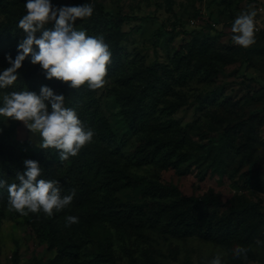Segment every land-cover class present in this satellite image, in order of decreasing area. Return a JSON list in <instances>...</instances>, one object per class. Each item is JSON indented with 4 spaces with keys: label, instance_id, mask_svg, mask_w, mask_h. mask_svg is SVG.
Instances as JSON below:
<instances>
[{
    "label": "rangeland",
    "instance_id": "obj_1",
    "mask_svg": "<svg viewBox=\"0 0 264 264\" xmlns=\"http://www.w3.org/2000/svg\"><path fill=\"white\" fill-rule=\"evenodd\" d=\"M26 2L0 0V68L10 66L5 54L17 55L23 32L15 21L25 14ZM51 3H91L103 16L78 19L76 27L89 36L103 35L109 45L106 84L101 90L66 84L71 98L64 103L73 105L87 126L94 108L102 113V129L112 134L103 143V156L115 157V165L126 171L110 177L104 189L121 214L82 220V209L90 204H70L52 218L21 216L0 202V264H208L217 253L224 264H264V247L255 245L256 239L264 241V0ZM250 5L258 30L255 44L244 49L232 44L230 29ZM20 69L35 76L32 90L39 93L46 85L58 94L60 81L46 79L30 58ZM17 86L0 90V100L20 91ZM10 127L18 149H40V138L22 122L0 117V131ZM156 188L176 193L160 196L153 193ZM180 195L213 196L223 204L209 208V232L201 205L192 208V233L166 231L165 225L191 209V202L171 205ZM230 205L240 211L238 234L216 221L232 211ZM251 205L253 211L245 210ZM68 215L79 222L64 227ZM68 240L70 253H60ZM237 244L251 249L247 260L232 258L230 249Z\"/></svg>",
    "mask_w": 264,
    "mask_h": 264
},
{
    "label": "clouds",
    "instance_id": "obj_2",
    "mask_svg": "<svg viewBox=\"0 0 264 264\" xmlns=\"http://www.w3.org/2000/svg\"><path fill=\"white\" fill-rule=\"evenodd\" d=\"M24 8L25 14L17 24L23 36L18 42L15 58L5 54L10 66L0 71V89L9 88L18 80V69L28 58L32 65L40 66L46 79L55 78L73 90L82 87L103 89L112 62L110 47L103 35L89 36L85 30L76 27L78 19L93 15L94 4L56 6L51 0H27ZM256 15L255 8L250 5L235 17L230 29L232 44L244 49L255 44ZM64 102L63 94H56L46 85L40 87L39 94L29 90L11 91L2 97L0 117L22 122L40 138L38 148L55 150L60 161H67L93 141L95 132L78 117L74 108L66 107ZM23 166V170L15 175L18 183L0 180V189L6 188L8 194L9 211L21 216L36 214L37 217L52 218L72 203L75 189L64 195L58 180L40 178L42 168L38 161L24 159ZM78 222L77 216L68 215L64 227ZM255 245L264 247V241L256 239ZM250 250L237 244L230 249V254L233 259L247 260ZM208 264H224L222 254L217 253Z\"/></svg>",
    "mask_w": 264,
    "mask_h": 264
},
{
    "label": "trees",
    "instance_id": "obj_3",
    "mask_svg": "<svg viewBox=\"0 0 264 264\" xmlns=\"http://www.w3.org/2000/svg\"><path fill=\"white\" fill-rule=\"evenodd\" d=\"M94 16L99 19H103V16L98 12H93ZM126 17V16H124ZM16 19L15 25L18 24L19 19ZM126 19H132L126 17ZM6 68V67H4ZM4 68H0L2 71ZM150 75L151 70L146 69ZM19 77L16 81L18 89L21 90H32L30 87L31 82L35 79L31 71H25L18 69ZM24 84H27L26 86ZM58 85V84H57ZM59 92L58 94H63L65 98H71L70 92L68 91L66 84L59 83ZM10 88V87H9ZM8 89V88H7ZM3 90V89H0ZM36 92V91H35ZM39 94L38 92H36ZM0 106H2V101L0 100ZM68 107H73V105ZM102 113L94 108L89 114V126L94 129L95 135L93 141L83 147L79 154L75 157H70L67 161H60L58 159V153L55 150H43L39 149L38 151L29 152L22 149H18L15 142L11 141V133H13L12 127L11 130H1L0 131V180H5L7 183H18L16 180V172L23 170V160L32 159L39 162L42 168V174L40 178L43 179H55L58 180L63 188L64 195H67L71 192L72 189H75V196L73 197L72 203L76 206H87L90 204V208H83L81 212L82 220L94 219H111L119 217L121 212L119 209H116V202L105 194V188L109 183V178H114L115 174L118 176H125L126 171L123 168H120L115 165L117 159L113 156L105 158L103 154L104 145L107 137L111 138L112 134L107 133L102 129ZM132 120V119H131ZM132 122V121H131ZM127 177V176H126ZM129 180H132L134 183H144V179H132L127 177ZM104 190V193L101 192ZM154 194L163 196L165 193H176L175 190L164 191L162 189H154ZM97 194H100L99 196ZM7 191L5 189H0V202H7ZM93 196H97L94 198ZM185 202H191V209L187 212H181L179 217H175L174 222L170 226L169 224L165 225L164 228L167 232H171L177 236H183L190 234L194 229V222L191 219L192 208L197 206H203L206 208L205 217V228L207 232L210 231L212 225V218L209 216V208L213 206L221 207L223 204L215 199V197H187L180 195V197L174 199L171 205H178ZM232 211L228 214H225L224 217L220 216L216 219L219 223L220 221L225 225H232L235 231V234H238L239 229V217L240 211L235 210L232 205H230ZM245 210L253 211L254 205L246 207ZM145 223L146 220H140ZM173 221V220H172ZM88 222V221H85ZM72 242L66 241L60 248V253H70L68 250L71 247Z\"/></svg>",
    "mask_w": 264,
    "mask_h": 264
}]
</instances>
